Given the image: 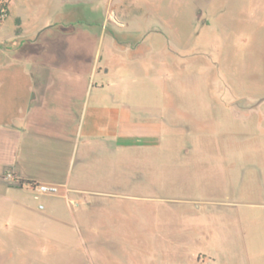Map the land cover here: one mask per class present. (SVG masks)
Returning a JSON list of instances; mask_svg holds the SVG:
<instances>
[{"label":"rangeland","instance_id":"obj_1","mask_svg":"<svg viewBox=\"0 0 264 264\" xmlns=\"http://www.w3.org/2000/svg\"><path fill=\"white\" fill-rule=\"evenodd\" d=\"M53 5L86 42L62 67L94 65L91 86L162 133L85 172L77 155L83 192L32 197L1 225L0 264H264V0Z\"/></svg>","mask_w":264,"mask_h":264},{"label":"crops","instance_id":"obj_2","mask_svg":"<svg viewBox=\"0 0 264 264\" xmlns=\"http://www.w3.org/2000/svg\"><path fill=\"white\" fill-rule=\"evenodd\" d=\"M53 4L9 0L0 24V229L23 218L32 197H55L36 195L29 184L83 192L70 179L77 155L85 172L92 151L147 146L162 133L111 101L104 86L92 87L94 65L88 73L62 67L70 51L62 48L86 42L69 40L72 29L60 25L65 14Z\"/></svg>","mask_w":264,"mask_h":264},{"label":"built area","instance_id":"obj_3","mask_svg":"<svg viewBox=\"0 0 264 264\" xmlns=\"http://www.w3.org/2000/svg\"><path fill=\"white\" fill-rule=\"evenodd\" d=\"M8 1L9 0H0V24L7 18L8 15ZM11 176H9L10 178ZM33 192L36 195H45L53 194L56 195L58 192L59 186L55 185H45V184H32L30 185ZM40 208H43L40 206Z\"/></svg>","mask_w":264,"mask_h":264},{"label":"trees","instance_id":"obj_4","mask_svg":"<svg viewBox=\"0 0 264 264\" xmlns=\"http://www.w3.org/2000/svg\"><path fill=\"white\" fill-rule=\"evenodd\" d=\"M29 185H32V184H29Z\"/></svg>","mask_w":264,"mask_h":264}]
</instances>
